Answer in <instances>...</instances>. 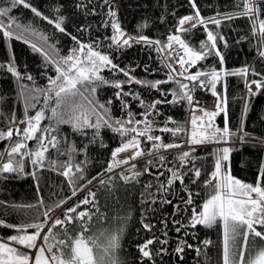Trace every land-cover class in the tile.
<instances>
[{
  "label": "trees",
  "instance_id": "1",
  "mask_svg": "<svg viewBox=\"0 0 264 264\" xmlns=\"http://www.w3.org/2000/svg\"><path fill=\"white\" fill-rule=\"evenodd\" d=\"M255 1L260 11L253 14L251 19L248 16L224 19L226 14L243 11L242 0H195L200 15L205 20L207 31L205 24H196L192 31L182 34L190 48L208 54L198 61L194 73L209 72L212 69L231 73L247 68L248 74L222 75L217 82L222 106L226 100L227 117L222 111L212 123L222 129L227 121L228 128L236 135L230 136L227 143L205 142L190 145L186 132L174 136L171 132L159 130L165 126L186 129L188 126L189 105L185 100L172 102L173 90L180 91L177 84L179 79L174 76L176 70L173 72L169 68L171 65V68L175 69L173 64L165 65L155 43L131 39L129 45L118 47L111 39L114 35L112 23L115 21L119 23L122 31L128 34L127 38L144 36L148 41H159L158 45L163 47L168 37L177 32L179 20L194 15L195 10L190 0H108V3H105V0H27L31 7L42 13L41 17L22 4L12 7L11 0H0V8L11 9L8 17L15 21L13 31L23 37L17 39L14 36L8 39L0 32V64L5 65L0 68V131H8V127L14 123L13 117L16 122L25 119L26 100L30 102L27 112L29 116H34L44 108L43 95L33 99L35 93L30 90L46 88L49 85V77L56 76L54 65L47 62L40 52L34 51L31 43L42 48L52 59H59L73 55V49L79 48V40L108 55L113 64L123 70L105 67L100 72L104 80L124 83L121 89L112 87L111 83L100 85L93 97L100 104L107 105L113 123L116 120H127L128 112H131L136 120H143L147 105L156 100L166 101L157 105L148 117L154 122V131L150 134L160 136L164 143L175 142L182 145L140 157L136 166L140 168L141 174L135 180L125 182L120 174L126 175V169L130 166L117 167L113 172L106 171L112 159V151L122 142L117 132L112 128L101 127L98 135L92 128H85L81 133L74 131L68 124H60L57 130L52 132L59 145L57 148L48 145L49 151L45 153L46 159L42 167H34L25 158L23 173L0 174V219L10 224L39 223L43 221V213L49 208H53L50 213L53 218L62 219L63 212L68 207L75 206L86 196L91 201L93 198L88 196L91 191L96 194L95 206L92 203L81 204L77 211L93 214L91 232L88 234L96 232L97 229H124L121 246L117 252L121 264H222V229L219 223L213 227L197 225L196 228H190L188 221L192 208L196 207L199 211L212 194V188L205 187V181L211 178L216 160L222 156L218 149H230L228 159L223 160L226 173L244 183L256 184L259 171L264 167V87L251 91L253 94H250L246 87V81H260L264 77V57L259 55V51L264 47L260 43L259 32L260 20H264V0ZM110 11H114L116 15L110 16ZM211 18L221 20L220 25L208 23ZM4 19L7 22L8 18ZM48 20L53 23L50 24ZM58 20H62L64 32L55 27ZM253 21L256 24L255 34ZM16 24L21 27L16 28ZM208 31L216 36V48L223 55V64L216 56L215 49L208 50L211 47V41H208L207 37ZM41 35L47 39H42ZM25 40L30 43H25ZM202 45L207 47L202 48ZM12 57L22 79L18 80L7 71L6 66ZM125 71L133 77L132 82L124 75ZM169 75L172 76L171 80ZM28 76L32 79H27ZM203 78L205 77L200 79ZM135 81H144L148 85L157 81L167 82L154 88ZM22 86H26L23 95ZM118 91L131 93L123 96L128 104L127 108L116 99L115 94ZM136 95L144 101V106L134 98ZM109 100L112 101L110 105L107 104ZM50 116L51 111L46 109L45 117ZM169 120L175 123L166 124ZM207 121L208 118L205 117V123ZM49 123L45 118L40 126L43 129ZM138 127L143 128L144 124ZM244 133L247 135L244 136ZM241 136H244V142H241ZM16 139L17 137L13 136L12 140ZM123 139L127 140L128 136ZM140 140L146 152L152 150L151 142L143 137ZM8 143L7 139L0 140V153H4ZM26 143L27 149H35L37 146L36 140ZM73 148L75 151L71 150ZM184 151H189L190 156L181 162L178 156ZM157 155L163 156L164 160H158ZM7 160L8 156L4 153L0 163ZM50 161H55L56 167H52ZM69 161L73 166L82 167L84 177L78 179L81 173L76 172L73 167L76 176L73 177L74 183L71 186L68 179L60 174L63 171L60 166ZM170 169L184 174L183 184L177 180L171 187L167 186L172 176ZM195 169H199L201 173L198 179L193 175ZM33 172L35 177L30 174ZM89 180L92 181L91 184L87 183ZM101 180L105 183L101 184ZM147 185L151 187L147 188ZM73 189H76L75 196L72 195ZM189 193H192V205L185 203ZM69 197L71 199H68ZM62 200L67 202L60 208L54 207ZM40 201H43V204H40ZM13 205L36 207L13 208ZM144 224L151 225V231L146 230ZM67 227L74 230L73 234L79 231L75 223ZM59 230L58 226L53 231ZM28 231L32 232L34 229ZM14 234L13 229L0 227V237L7 239ZM148 239L156 240V243L150 246L152 261L143 259L139 252V246ZM256 239L257 243H262ZM164 240L167 243L161 244L160 241ZM205 240L211 241V244L205 245ZM182 242H186L183 245L184 252L177 253L176 248ZM188 244L193 247H187ZM197 248L200 249L199 254Z\"/></svg>",
  "mask_w": 264,
  "mask_h": 264
},
{
  "label": "snow or ice",
  "instance_id": "2",
  "mask_svg": "<svg viewBox=\"0 0 264 264\" xmlns=\"http://www.w3.org/2000/svg\"><path fill=\"white\" fill-rule=\"evenodd\" d=\"M12 7L17 5H23L25 8H31V11L38 17L42 16V13L36 8L31 7L27 0H11ZM108 3V0H105ZM192 8L195 10L194 15L185 16L178 22L177 31H188L183 26L187 22L195 20L197 24H205V20L200 15V11L197 8L195 0H190ZM243 11L239 13L226 14L224 19H233L239 16H248L250 19L253 14H258L260 8L258 5L253 3V0H242ZM239 6V5H238ZM10 8H0V32L3 33L5 38L12 39L14 36L17 39L23 37L16 35L13 31V24L15 23L13 18L8 17ZM110 16H115L114 11L109 12ZM4 18H8L7 22ZM47 19L46 17H42ZM51 24L52 20H48ZM208 23H214L217 26L220 25L221 20L211 18ZM19 24H16V28H20ZM55 27L60 31L64 32L65 29L62 27V20L55 22ZM196 27V24L193 25ZM112 28L114 29V35L111 37L112 42L120 46L129 45L131 39L145 40L148 43L159 44V41H148L147 37H129L123 39L125 33L119 26L118 22L113 21ZM27 31L28 29H24ZM205 30L207 27L205 24ZM259 32L261 34L260 43L264 46V20H260ZM256 33V24L253 21V34ZM35 34V33H34ZM208 41H211V47L208 49L211 51L215 49V54L220 58L221 64H223V55L216 48V36L211 32H207ZM42 39H47L41 35ZM75 40L76 38L73 37ZM169 43L163 45L159 50L163 51L164 48H172V42H175L183 49V54L177 52L180 62L185 65L182 72L178 75L183 77L184 80L192 82V87L189 84L181 83L177 81L179 92L173 90V101L185 100L192 112L194 113L201 101H196L194 105L193 93L196 88L208 89L214 97H217L214 111H206L203 108H199L202 111V115L197 117L194 114L191 116L190 132L188 129L183 127L169 128L167 126L160 128L161 132H171L174 136L177 133L186 132L188 133L187 140L190 145L209 143H227L230 136L236 135L231 132L227 126L221 129L213 125L212 121L220 113L224 112L227 117L226 100L221 101V94L217 92V82L221 79L222 75H243L247 76L248 69L244 68L238 72H220L212 69L209 72L197 71L194 74L185 75L188 73L189 67L194 66L195 63L201 59H204L208 54L207 52H198L192 50L178 35H170L168 37ZM25 43H30L25 40ZM79 45L78 49H73V55L67 57H61L59 59H52L48 53L42 48L38 47L35 43H31V47L34 51L40 52L47 62L54 65L56 76L55 78L49 77V85L43 89L30 90L35 93L33 99H37L40 95L44 97V108L37 111L34 116L27 114L30 102L26 100L25 103V119L20 120V124L26 125L23 129L19 127L12 129L9 128L7 132L0 131V140L11 141L10 146L4 149V153L7 154L8 160L5 163H0V174L3 173H23L25 169V158H27L34 167H42L45 162V153L49 151L48 145L52 148H57L59 141L56 136L51 135L52 132L57 130L60 124L70 125L74 131L83 132L85 128L95 129V134L98 135L101 127L112 128L117 132L121 138V145L115 148L112 153L111 162L108 164L106 169L107 172H113L117 167L130 164V161L136 160L139 157L147 155L158 154L161 149L168 150L172 148H179L182 145L177 143H164L160 136L151 135L154 131L153 121L148 119L152 115V111L156 109V106L166 101L156 100L152 104L147 105L146 111L143 114V120H136L131 112H128V119L121 121L116 120L114 123L111 116L109 115L110 109L105 104H100L94 100V94L96 89L100 85L111 83L112 87L121 89L124 82H109L104 80L100 75V72L105 67H110L111 70H118L117 65L113 64L112 60L108 55L101 53L96 50L91 44H83L77 40ZM202 48L207 45H202ZM171 55V54H170ZM259 55L264 57V47L259 51ZM187 58V59H186ZM4 64H0V68H4ZM7 71L16 76L17 79H22L20 74L17 72L14 57L10 58L7 66ZM171 71L175 69L171 68ZM124 75L128 77V81L132 82L133 77L129 76L128 72H124ZM254 75H260L254 73ZM207 77L205 80H201V77ZM27 79L31 80L32 77L28 76ZM172 76L169 75V80ZM99 82V84L97 83ZM136 83L145 84L150 87H157L160 83H166L167 81H157L148 85L144 81H135ZM255 84L257 89L264 87V77L260 81L252 80L251 82L246 81V87L251 92V85ZM22 86L21 95L24 93ZM116 99L120 100L121 105L124 108L128 107L127 102L123 99V96L131 95L128 92L118 91ZM140 101L141 106H144V101L140 99L138 95L134 97ZM109 100L107 104H111ZM34 106V105H32ZM51 111L50 117H45V110ZM205 117L208 118L205 123ZM47 118L50 123L47 127L41 128L40 124L43 119ZM198 121L200 123H198ZM15 123V118L13 117ZM144 124L143 128L138 127L140 124ZM167 123H175L174 121H167ZM114 124L116 126H114ZM41 133L37 135V133ZM18 137L16 140H12L13 136ZM247 133H244L246 136ZM128 136L127 140L123 138ZM244 136H241V142H244ZM145 138L152 144V150H148L141 147L140 138ZM36 140L37 146L35 149H27L26 141ZM47 141V143H45ZM24 149L25 151H22ZM132 149L131 156L125 159H118L120 153ZM75 151V149H71ZM154 150V151H153ZM218 152L222 153L215 163V170L211 174V178L205 181V187L210 186L212 188V194L201 206L198 211L196 207L191 210V216L188 221V227L196 228L197 225H203L205 227H213L219 223L222 229V264H264V167H261L256 184L244 183L239 179L234 178L230 174L221 173V160H227L230 149L224 147L218 149ZM4 153H0V160L3 159ZM190 156L189 151H184L179 154L178 158L181 162L186 161ZM19 157V159H17ZM157 159L160 161L164 160L163 156H158ZM151 163V161H149ZM52 167H56L55 161H50ZM63 171V175L68 179L69 185L74 183L73 177L76 176V172L81 173L78 179H83V169L80 165L73 166L69 161L66 164L60 166ZM75 167L76 172H73ZM136 168L135 164H132L126 171L131 172V175H124L121 173V178L125 182L135 180L141 173L134 171ZM147 171V169H145ZM169 171H172L171 169ZM35 177V172L30 173ZM200 170L195 169L193 175L196 179L200 177ZM183 175L175 171H172V176L167 182V186L171 185L175 181H180L183 184ZM95 179V177L93 178ZM215 181V183L213 182ZM87 183L91 184L89 180ZM101 184L105 181L101 180ZM195 183V179L193 180ZM150 188L151 185H147ZM164 187V185H161ZM82 190V189H81ZM72 195H76V189H73ZM95 193L89 191L88 196L93 199L90 201L86 196L82 201L77 203L75 206H70L63 212V218H53L50 213L53 208H49L43 213V221L36 223H20L10 224L0 219V227L10 228L15 231L14 235L7 237V239L0 238V264H121L117 256V252L120 248V241L122 238L123 228H117L113 230L108 229H97L96 232H91L90 223L93 219V214L88 211H77L81 204L92 203L95 206ZM68 199H71L69 197ZM67 201L62 200L55 204L54 207L60 208ZM155 202L154 200L152 201ZM171 203V201H166ZM186 204L192 205V193H189ZM43 204V201H40ZM13 208L19 207H36V205L27 206H12ZM97 212L99 209L97 208ZM75 213V215H72ZM75 223L79 228L78 232L73 234L74 230H70L67 225ZM59 226V231H53ZM144 228L151 231L152 226L144 224ZM47 228V232H45ZM29 229L34 231L29 232ZM259 229V230H258ZM179 231V229H177ZM41 233H44L43 236ZM262 243H257V239ZM41 243L38 244L37 241ZM156 243L155 239H148L142 245L139 246V252L143 259L148 261L153 260L151 245ZM161 244L167 243L166 240L160 241ZM184 243L177 246L176 252H184ZM205 245L211 244V241H203ZM17 245L19 247H17ZM187 247L191 248L192 245L188 244ZM55 249V251H53ZM161 251H164L161 249ZM197 254L200 253V249H196ZM182 258V257H181Z\"/></svg>",
  "mask_w": 264,
  "mask_h": 264
},
{
  "label": "built area",
  "instance_id": "3",
  "mask_svg": "<svg viewBox=\"0 0 264 264\" xmlns=\"http://www.w3.org/2000/svg\"><path fill=\"white\" fill-rule=\"evenodd\" d=\"M169 43V41H168ZM167 43V44H168ZM169 51V55L172 59V62L179 66L181 72L183 71L185 65H183L180 60H179V56L176 54L177 52H179L180 54H183V49L180 48V46L178 44H176L175 42H172V48H167ZM187 59V58H186ZM196 64V63H195ZM194 66L189 67V71L188 73H185V75H188L191 73V70ZM181 80L186 81L189 84V87H192V82L188 81V80H184L182 77H180ZM193 97H194V105L196 101H201V104L199 105V107L197 108V110L193 113L191 108H190V115H201L202 111L199 110V108H203V110L205 109H214L215 108V104H216V97H214L210 90L208 89H200V88H196L194 93H193ZM208 99L211 100L212 105L208 103ZM212 106V107H211Z\"/></svg>",
  "mask_w": 264,
  "mask_h": 264
},
{
  "label": "rangeland",
  "instance_id": "4",
  "mask_svg": "<svg viewBox=\"0 0 264 264\" xmlns=\"http://www.w3.org/2000/svg\"><path fill=\"white\" fill-rule=\"evenodd\" d=\"M191 22H192V21H191ZM127 37H128V34H125V37H123V39H126ZM13 125H14V126L16 125L17 127L20 128V124L17 125L16 123H13ZM13 125H10V127H8V129L11 128ZM51 135H52V133H51ZM15 138H16V137H15ZM17 139H18V137H17ZM10 143H11V141H9V143H8V145H7V148L10 146ZM45 143H47V141H45ZM128 157H129V156H128ZM118 158H119V159H125V158H127V156H126V157H123V158H121V157L118 156ZM139 160H140V157L137 158L136 160L130 161V164H128V165H123V167H128V166H131L132 164L137 165V163L139 162ZM134 171L137 172V173H139V172H140V168H139L138 166H136V168L134 169ZM221 173H222V174H227V173H226V170L222 171ZM126 174H127V175H131V172H127ZM37 243L40 244L41 241L38 240Z\"/></svg>",
  "mask_w": 264,
  "mask_h": 264
},
{
  "label": "bare ground",
  "instance_id": "5",
  "mask_svg": "<svg viewBox=\"0 0 264 264\" xmlns=\"http://www.w3.org/2000/svg\"><path fill=\"white\" fill-rule=\"evenodd\" d=\"M186 26H187V24H185L183 27L185 28ZM124 37H125V36H124ZM172 64H173V66L175 67V70H176V72L174 73V76H175L176 78H178L179 80H181V79H180L181 76L178 75V73L181 72L179 66L175 65L174 63H172ZM182 78H183V77H182ZM208 103L212 105L213 102H211V100L208 99ZM211 107H212V106H211ZM132 151H134V150H132V149L126 150V151L120 153V154H119V157L123 158V157H126V156H127V157H128V156H131Z\"/></svg>",
  "mask_w": 264,
  "mask_h": 264
},
{
  "label": "flooded vegetation",
  "instance_id": "6",
  "mask_svg": "<svg viewBox=\"0 0 264 264\" xmlns=\"http://www.w3.org/2000/svg\"><path fill=\"white\" fill-rule=\"evenodd\" d=\"M18 246V245H17Z\"/></svg>",
  "mask_w": 264,
  "mask_h": 264
}]
</instances>
